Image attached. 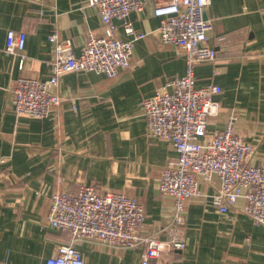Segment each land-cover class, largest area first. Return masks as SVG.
<instances>
[{
	"label": "crops",
	"instance_id": "crops-1",
	"mask_svg": "<svg viewBox=\"0 0 264 264\" xmlns=\"http://www.w3.org/2000/svg\"><path fill=\"white\" fill-rule=\"evenodd\" d=\"M154 7L150 0L130 14L134 26L148 33L136 42L130 68L116 77L62 74L56 87L59 111L40 118L15 113L18 78L49 79V35L70 38L79 54L90 32L103 35L101 16L87 0H0V264H46L69 239L48 222L50 197L83 184L137 198L146 211L144 232L166 238L174 201L159 185L163 168L178 153L168 140L147 135L141 103L185 73L186 54L161 42ZM205 15L213 24L209 44L218 56L195 65L197 85L222 87L208 137L235 112L237 132L258 148L251 163H264V0H210ZM10 29L27 33L25 48L15 54L5 49ZM117 35L127 38L120 22ZM218 185V179L202 182L201 194L187 200L177 226L186 246L152 264H264V225L243 212V198L221 213L212 203ZM77 247L85 264H139L144 252L143 246L94 240H80Z\"/></svg>",
	"mask_w": 264,
	"mask_h": 264
},
{
	"label": "built area",
	"instance_id": "built-area-1",
	"mask_svg": "<svg viewBox=\"0 0 264 264\" xmlns=\"http://www.w3.org/2000/svg\"><path fill=\"white\" fill-rule=\"evenodd\" d=\"M148 1L87 0L101 16L103 35L90 32L81 53L76 54L70 38L51 33V76L47 80L18 78L13 99L15 113L40 118L57 114L62 98L56 87L66 72L116 77L121 70L130 68L136 42L148 35L134 26L130 14L142 10ZM153 1V13L160 18L157 32L161 42L175 45L186 54L185 73L169 79L141 103L147 135L168 140L178 153L163 168L159 185L160 192L174 201L172 224L166 229V238H161L157 233L144 232L145 207L135 197L118 191L101 192L92 184H83L76 192L58 189L50 197L47 218L53 228L67 232L69 239L57 245L46 264H85L77 247L80 240L125 248L143 246L139 264H152L166 252L186 246L177 231L185 218L186 202L201 194L202 182L214 184L216 179L219 185L212 203L221 213L243 198V212L264 225V163H251L258 149L256 144L237 132L235 112L228 115L223 129L210 137L207 134L211 117L220 112L216 96L222 92L217 83L198 86L195 76L197 63L218 56V50L209 44L213 24L205 17L210 0ZM118 22L127 38L117 35ZM26 40L25 31L10 29L5 49L18 53L25 48Z\"/></svg>",
	"mask_w": 264,
	"mask_h": 264
},
{
	"label": "water",
	"instance_id": "water-1",
	"mask_svg": "<svg viewBox=\"0 0 264 264\" xmlns=\"http://www.w3.org/2000/svg\"><path fill=\"white\" fill-rule=\"evenodd\" d=\"M205 17H206V15H205Z\"/></svg>",
	"mask_w": 264,
	"mask_h": 264
}]
</instances>
